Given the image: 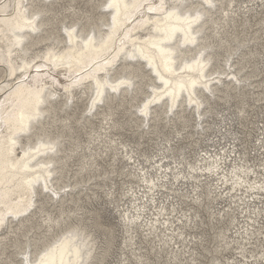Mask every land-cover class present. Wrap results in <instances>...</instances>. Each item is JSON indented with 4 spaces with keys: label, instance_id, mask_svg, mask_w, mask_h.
Wrapping results in <instances>:
<instances>
[{
    "label": "bare ground",
    "instance_id": "1",
    "mask_svg": "<svg viewBox=\"0 0 264 264\" xmlns=\"http://www.w3.org/2000/svg\"><path fill=\"white\" fill-rule=\"evenodd\" d=\"M158 1L150 12L145 7L156 5L148 0H0V264H103L113 230L103 229L101 250L86 224L102 228L100 212L82 202L119 173L117 146L126 175L136 178L119 199L105 192L125 247L138 243V229L157 242L154 250H129L137 263L264 261V127L249 147L233 140L190 160L166 154L170 145L152 156L127 150L111 132L127 124L144 136L162 124L177 126L182 138L191 120L204 132L212 104L231 98L245 117L251 90L264 100V80L255 79L264 28L256 19L249 31L236 18L257 13L264 0ZM59 75L69 79L62 88ZM96 140L104 150L90 147ZM108 152L111 168L100 171L97 158ZM173 194L205 207L210 237L186 232L204 222ZM133 261L124 254L120 264Z\"/></svg>",
    "mask_w": 264,
    "mask_h": 264
},
{
    "label": "rangeland",
    "instance_id": "2",
    "mask_svg": "<svg viewBox=\"0 0 264 264\" xmlns=\"http://www.w3.org/2000/svg\"><path fill=\"white\" fill-rule=\"evenodd\" d=\"M148 1L150 2V5L154 4L156 5V7H154L155 9L150 10L148 6L145 7V10L147 11L149 10L150 12L158 11L156 8L159 1L158 0H148ZM154 1L155 3H153ZM244 1H246V3L248 4L249 0H238L239 5H244L245 3ZM263 10L264 7L261 6L260 8H257L256 10L257 13L252 14V12H250L247 13L248 15L246 14L244 16L240 15L237 16L236 20L241 21L242 19L247 24L245 28L250 31L251 28H249L248 25L253 24L256 19H261L260 22L262 23V28H264ZM253 28H256V26H253ZM262 38H264V35H262ZM261 44L264 45V40L261 41ZM261 44H257V49L260 51V55L257 58V62H258L257 67L259 69L258 70L259 75L255 78L259 81L264 80V46H261ZM223 54L224 53L221 52V55L218 57V61L216 62L217 65L224 63ZM107 60L105 61L103 60V63L107 62ZM110 60L107 63L113 62L114 59L113 60L110 59ZM85 70L86 69H83L82 71L84 72ZM101 70L99 69V72H101ZM58 78L61 82L59 88H62L63 85L62 83L65 82L67 83L69 81L68 78L62 75H59ZM252 92L254 91L251 90L246 97V101H247L246 110L248 111V113L245 114V117H243L239 113V109H238L239 102L235 98H231L226 102L222 100H217L215 103H213L212 104L213 112L211 116L208 118L209 127L204 132L199 131L197 127H192V124L194 123L192 120L189 122L190 126H188L187 129L185 128L184 130L181 131L182 138L176 135L175 133V130L178 128L177 126L176 127L172 125L163 126L162 124L159 126L158 133L149 134V135L144 134V136L143 135L140 136L137 133V131H135V127H130L127 124H125L122 128L115 129L114 131L111 130L109 131H111L112 133H116L115 138L118 139L117 141H122V142L124 141L123 143L126 145L127 150H129V148L132 149L134 148L133 150H135L137 153H141V154L143 153L148 156H152L153 154L158 152L160 148H164L170 145L174 148L172 151L173 153H169L167 151L166 154H171V155L173 154L174 158L178 160H181L183 157L185 160L193 159L194 157H197L198 154H202L204 150L219 149L222 145L225 144L228 145L233 140H235L236 144H239L238 145L239 148H242L243 146L249 147L253 143L255 144L256 142L255 136L260 132L261 128L264 127V100L255 101L254 100L255 95L252 94ZM89 93L90 94L86 97L91 96L92 92ZM87 102L88 99L86 98L83 104H86ZM120 120H122V118H120ZM97 125L99 126L98 132L102 133L101 138L99 140L106 141L107 138H105V135L103 134L104 129L100 128L101 125H104V122L103 121L97 122ZM228 127H229V131L226 132L228 130ZM187 131H191L192 135L191 136L186 135ZM80 138L82 140L87 139V136L84 134L83 131H81ZM167 138L169 139V141L166 140ZM99 140H96L93 143H91L90 147H95L97 151L104 150L105 143L100 142ZM117 147L119 148L118 151L119 155L117 156L118 158L117 161L114 162V167L117 168V171H119V173L110 174L109 175L110 178L104 180L102 179L101 182L105 184V186L101 189H97L95 195L90 194L89 197H84L82 202L85 211H93L94 209H97L100 212V216H101L100 222L102 223L103 226L102 228L93 227L92 219L86 221V224L89 226L93 234L96 236V240L97 242H99V246H101L100 248L101 250L106 248V239L108 237L107 230H103V229L104 228L108 229L109 227H111L113 230L112 242L110 246L107 248L108 253L104 259L103 264H120L122 263L124 254L128 255L132 262L134 259L132 256H130L131 254L129 253V250H154L155 248L154 249H150V248L157 245L156 240L148 242L146 239H144L141 229H138L137 237H136V242H138L136 244L137 246L136 245L129 246V248L125 247L124 240L126 234L123 230V225L121 218L119 217V212H117V209H115L116 203L110 202L109 201L110 197L106 196L105 192H107V190L109 189L113 191L115 190L114 191L115 196L117 199H119L121 198L120 196L121 192L125 191V189L128 188L129 181H132L133 185H136L135 183L136 178L126 175L127 168L123 167L125 161L124 149H122L120 146ZM121 150L123 151V154L121 153ZM84 152L87 155L89 153V150H84ZM180 153H182V156ZM120 155L123 156V158L120 157ZM110 156L111 154L108 152V155L105 156L103 154L100 158H97L99 164L101 163L100 166L98 167L100 171L102 169L109 170L111 168V167L109 168V164L113 163V159ZM252 156L253 154H251L248 157L250 158ZM258 158H260V156H258ZM75 159L77 158L73 157L68 162L71 165L70 168L72 169V171H74L75 167L77 168L76 164L78 163V161H75ZM82 160L86 161L87 159L86 160L82 159ZM71 163L74 164L76 163V164L74 165ZM90 173L93 174L94 171H91ZM100 178L103 177L101 176ZM72 180L73 179L71 178L70 181ZM172 196H174V200L178 201L180 207L185 209H190L191 207L192 208L191 210H193V208L197 209L199 212V216L202 218L204 222L203 224H198V226L194 228L186 227L185 228L186 232L191 233V235H193L194 233L195 234L199 233V235H203V237H210L209 234H211L212 232L209 229L211 225V219L208 217V213L205 207L198 206L189 198L181 197L179 194H173ZM122 199L123 201L119 203L126 201L125 197H122ZM213 205H215V203ZM212 223L216 224V221L212 220ZM191 235L187 237V240L192 239ZM192 245L193 243L189 244L188 247H191ZM135 247H140V249H136ZM197 248L198 250H202L199 245H197ZM150 255L151 257H153L151 253ZM163 256L165 259H167L168 257L165 253L163 254ZM133 263L139 264L135 260L133 261Z\"/></svg>",
    "mask_w": 264,
    "mask_h": 264
},
{
    "label": "snow or ice",
    "instance_id": "3",
    "mask_svg": "<svg viewBox=\"0 0 264 264\" xmlns=\"http://www.w3.org/2000/svg\"><path fill=\"white\" fill-rule=\"evenodd\" d=\"M262 264H264V261H262Z\"/></svg>",
    "mask_w": 264,
    "mask_h": 264
}]
</instances>
